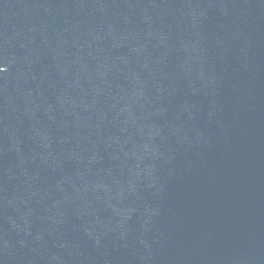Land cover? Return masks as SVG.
<instances>
[{
  "label": "water",
  "instance_id": "95a60500",
  "mask_svg": "<svg viewBox=\"0 0 264 264\" xmlns=\"http://www.w3.org/2000/svg\"><path fill=\"white\" fill-rule=\"evenodd\" d=\"M0 264H264V0H0Z\"/></svg>",
  "mask_w": 264,
  "mask_h": 264
}]
</instances>
